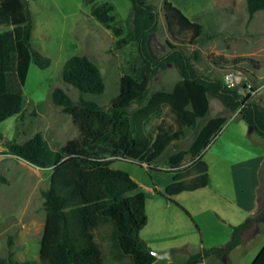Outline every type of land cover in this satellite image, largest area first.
<instances>
[{
	"label": "trees",
	"instance_id": "16d2710c",
	"mask_svg": "<svg viewBox=\"0 0 264 264\" xmlns=\"http://www.w3.org/2000/svg\"><path fill=\"white\" fill-rule=\"evenodd\" d=\"M131 2L134 29L124 36L125 29L115 25L117 7L113 2L83 0L84 6H90V16L118 39V48L130 44L137 47V56L122 67L119 93L109 108H102L83 96L104 94L105 83L97 65L85 55L72 56L64 63L62 77L81 93V98L75 103L65 91L56 88L52 100L70 116L78 137L68 140L58 150L51 149L41 133L23 144L7 145L11 155L49 170L51 178L49 189L42 193L46 219L39 260L19 262L10 253L7 260L0 258V264H105L95 232L107 226L113 228L114 247L122 257L131 264H154L157 259L140 238L148 223V194L138 191L137 182L125 171L114 169V163L119 159L129 160L161 171L152 164L184 137V129L194 130L198 120L207 116L210 95L231 110L243 106L240 116L264 139V110L256 106L245 109L246 98L238 90L229 88L220 79L199 75L192 58L180 46L169 44L166 55L152 58L148 35L158 30V13L146 0ZM246 7L252 20L257 13L264 12V0H246ZM163 12L174 40L190 34V44H197L203 34L200 23L192 21L169 0H164ZM33 31L27 0H0V123L22 112L31 65L44 70L51 65L48 57L32 48ZM198 58L196 54L194 59ZM169 64L176 68L181 80L171 92L157 91L147 98L153 74ZM164 108L172 113L178 129L169 132L160 126L152 136L147 126ZM226 121V117L209 120L187 151L169 159L174 181L158 195L173 202L178 194L207 186L208 167L201 161V155ZM187 157L193 162L195 178L192 180H187L188 171L179 170ZM0 182H9L1 171ZM132 193L135 194L129 196ZM253 228L254 223L235 228L234 237L226 246L192 256L185 264H200L211 256H223L239 244L241 232ZM252 264H264V246Z\"/></svg>",
	"mask_w": 264,
	"mask_h": 264
},
{
	"label": "rangeland",
	"instance_id": "374dc122",
	"mask_svg": "<svg viewBox=\"0 0 264 264\" xmlns=\"http://www.w3.org/2000/svg\"><path fill=\"white\" fill-rule=\"evenodd\" d=\"M110 1L117 7L115 25L122 26L125 29L124 36H127L134 29L132 2ZM169 1L192 21L200 23L203 26V34L197 44H190V34L174 40L167 28L163 12L164 0H146V4L152 5L159 16L158 30L148 35L152 58L166 55L170 50L169 44L180 46L192 58L199 75L220 79L223 83L226 75H232L235 85L228 87L238 90L246 98L245 109L256 106L264 110V12L257 13L250 20L246 0ZM27 5L32 13L34 26L32 48L48 57L51 65L45 70L31 65L24 87L26 103L22 112L0 123V171L9 181L8 184L0 182V258L7 260L12 253L13 259L19 262L39 260L40 240L46 219L42 193L50 187L51 173L11 155L7 145L23 144L36 133H41L50 148L58 150L68 140L78 137V130L70 116L52 100L56 88L65 91L75 103L81 98V93L66 84L62 77L64 63L69 58L85 55L97 65L105 83L104 94L97 97L83 96L106 108L119 93L122 67L127 60L137 56L135 44L121 49L117 47L118 39L90 18L89 6L85 7L83 0H27ZM196 54L199 56L197 60L194 59ZM220 57L222 60L218 59ZM180 79V74L172 64L167 65L164 70L156 71L152 76L147 98L157 91H171ZM242 108L243 106L234 111L226 107L224 113H239ZM159 125L169 132L177 129V123L168 108H164L159 117L150 121L148 132L154 136ZM196 134V130H187L181 142L177 143V150L188 149ZM172 153L174 151L170 146L155 166L169 169V157ZM192 166L191 157H187L179 170L188 171L187 175H191L194 173ZM112 167L128 173L142 189H151L162 194L175 177L173 171H155L147 164L123 159L117 160ZM182 196L179 201L193 215L213 208L217 209L216 213L219 215L214 214L198 222L181 210L179 212L183 221L178 223L175 218L168 216L167 221L172 224L173 230L170 234L174 236L167 233V237L171 236L169 238L174 245L178 240L187 238L191 244L190 255L199 253L202 245L209 243L212 236V239L224 238L232 227V236L228 242L230 243L234 237V229L248 223H254V228L241 232L239 244L222 256V263L214 264H249L264 245V219L259 218L264 212V182L261 190V209L255 219L248 216L240 220L242 214L236 211L233 220L241 222L231 227L219 221V217L225 221L231 219L227 218L230 214L225 216L226 208L231 207L213 191L212 185L208 189L184 193ZM173 199L175 201L177 198ZM154 213L155 211H150L151 221L141 233V238L149 239L150 234L157 228ZM112 236L111 226L95 232L105 264H131L129 259L122 257L115 249ZM187 257L174 256L163 264H185ZM207 264L213 263L208 261Z\"/></svg>",
	"mask_w": 264,
	"mask_h": 264
},
{
	"label": "crops",
	"instance_id": "0c3cea01",
	"mask_svg": "<svg viewBox=\"0 0 264 264\" xmlns=\"http://www.w3.org/2000/svg\"><path fill=\"white\" fill-rule=\"evenodd\" d=\"M90 18L94 19L91 16ZM94 21L96 20L94 19ZM96 23L98 22L96 21ZM3 30L4 29H1V31ZM177 83H175V85ZM175 85L173 86L172 90L174 89ZM208 99V114L204 119L198 120L197 127L194 129V131L196 130L198 133L209 120L214 118L226 117L227 121L221 127L220 131L213 138V141L208 145V147L203 151L201 155V161L205 162L208 167V184L203 189H208L212 185L213 191L223 201H225V203L230 205L231 209L226 208L225 216H227L228 213L230 214V217L227 218L231 219H227V221H225V219L223 220L221 217H219V221L225 226L231 227L236 226L238 223L241 222L233 220V214H235L236 211L242 214L240 217L241 220L248 216H256V214L261 209V190L264 182V139H262L260 135L256 133L253 127H251L246 121L242 119L238 112L224 113V111L226 110V106L222 103L221 100H219L217 97L211 96H208ZM212 100L214 101V104H212ZM159 127L160 125L157 128ZM187 130L191 129H184V133H186ZM181 140L171 145L174 153L171 154L169 159L171 157L176 156L182 151H187L190 148L191 145L186 150H177V143H180ZM164 154L162 155V157L164 156ZM155 163L152 164L153 167H156ZM156 168L158 170H164L160 167ZM164 171L170 172L172 171V168L170 167L169 169ZM193 178H195L194 173L191 174L187 180H192ZM138 191H143L148 194V198L146 201V213L148 216V223L140 232V235L150 224L151 210L152 213L153 211H155L154 217L156 223L158 224L157 228L152 232V234H150L149 239H144L140 237L141 240L151 250L157 252L169 251L170 259H172L174 256L185 255L188 256V260L190 257L202 253L206 250L224 247L230 241L232 236V227L231 230H228L230 232L227 233L224 238L212 239V236L211 238H209L211 242L209 241V243L203 244L199 253H191L190 255L189 252L191 244L187 238L178 240L175 245L171 243V239L169 237L174 236V234H170L171 232H173V230H171L172 224L167 221L168 216L175 218L177 220V223L181 222L183 221V218L179 211L182 210L192 220L199 222L200 220H205L209 216H214V214L216 216H219L216 213L217 209H206L204 212L200 211L193 215V213L190 211L189 213L187 211V207L179 201L180 198L183 197L182 195L184 193L175 196L177 199L175 201L173 199L172 202L158 195L162 193H159L158 191V193H156L151 189H142L140 185ZM150 194H154V196H151ZM230 212H232V214ZM166 229H168L167 232ZM200 232L204 233L203 230H200ZM167 233H169L171 236L167 237ZM205 234H207V232H205ZM263 246L261 247V249L263 248ZM259 252L257 253V255L259 254ZM257 255L253 257L249 264L253 263ZM221 258L222 256H211L208 259L203 260V262L200 264H207L208 261H211L213 264L214 262L222 263V261L220 260ZM164 261L166 260H157L154 264H163Z\"/></svg>",
	"mask_w": 264,
	"mask_h": 264
},
{
	"label": "water",
	"instance_id": "95a60500",
	"mask_svg": "<svg viewBox=\"0 0 264 264\" xmlns=\"http://www.w3.org/2000/svg\"><path fill=\"white\" fill-rule=\"evenodd\" d=\"M136 107V106H135ZM109 108V107H108ZM107 108V109H108ZM260 219H264V212L259 216ZM151 255H153L157 260H169L170 259V252L164 251V252H157V251H150Z\"/></svg>",
	"mask_w": 264,
	"mask_h": 264
},
{
	"label": "built area",
	"instance_id": "2783aa9c",
	"mask_svg": "<svg viewBox=\"0 0 264 264\" xmlns=\"http://www.w3.org/2000/svg\"><path fill=\"white\" fill-rule=\"evenodd\" d=\"M224 84H226V86H234L235 85V79H234V77L232 76V75H226L225 77H224Z\"/></svg>",
	"mask_w": 264,
	"mask_h": 264
}]
</instances>
